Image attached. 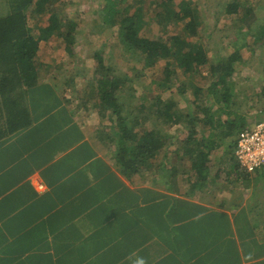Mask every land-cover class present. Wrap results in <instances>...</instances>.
<instances>
[{"label":"crops","instance_id":"obj_1","mask_svg":"<svg viewBox=\"0 0 264 264\" xmlns=\"http://www.w3.org/2000/svg\"><path fill=\"white\" fill-rule=\"evenodd\" d=\"M43 85L39 100L31 104L39 117L33 132L0 146L7 156L19 149L32 155L13 168L24 179L16 183L12 176L6 183L18 190L11 195V211L0 219V264H132L137 256L147 264H264L262 170L251 173L256 178L248 189L235 180L228 184L231 174L244 177L227 155L230 147L235 151L238 133L247 125L232 135L160 134L171 147L205 140V152L207 141L213 140L210 159L215 161L206 162L201 180L191 157L178 150L177 158L166 161L175 179L161 172L164 165L157 176L146 168L129 178L97 146L96 120L76 111L54 83ZM241 116L244 125L246 114ZM246 121L256 123L260 117ZM182 123L187 127L182 120L174 125ZM36 172L43 177L42 189L29 179ZM217 172L222 178L216 184L212 176ZM27 228L34 242L30 256L20 259L12 252ZM35 236L40 240L35 242Z\"/></svg>","mask_w":264,"mask_h":264},{"label":"trees","instance_id":"obj_2","mask_svg":"<svg viewBox=\"0 0 264 264\" xmlns=\"http://www.w3.org/2000/svg\"><path fill=\"white\" fill-rule=\"evenodd\" d=\"M148 1L97 0L96 10L87 13L88 21L86 19L77 21L67 15L68 3L63 0H0V146L18 134L33 132L39 117L32 113L31 104L34 105L39 100V88L43 84V87L48 86L49 83L60 86L56 76L58 62L69 63L83 54L87 55L85 51L92 48L93 78L86 86V90L73 85L71 92L73 95H78L83 94L84 91L87 93L83 95L85 100L96 98V105L93 107L86 105L85 100L82 102L85 106L83 116L88 117L92 113L101 114L95 121L98 123V134H100L97 146L105 149L107 155L111 156L118 172L130 178L148 168L154 174L157 173V176L158 168L165 166L161 172L173 180L176 177L172 178V170L167 163L175 158L178 150L179 154L191 157L189 161L193 163L197 181L201 180L208 168L206 162L215 161L210 159L213 140L207 141L204 146L206 152L202 151V143L205 140L200 139L196 141L192 139L187 144L179 142L178 146L176 144L171 147L168 140L161 138L162 133L156 129L151 116L162 117L164 125H169L171 122L179 123L181 117L173 113L176 111L177 103L175 98L168 94L171 85L175 84L179 90L187 87V84L192 85L195 101L205 99L203 87L193 83L194 78L189 74L206 69L208 76L212 78L207 82V91L214 104L208 107L199 102L198 109L201 115L190 114L189 119L184 121L187 125H192L195 134H208V137L210 134L232 135L238 128L245 126L240 120L243 115L237 116L238 110H233V88L235 91L238 89L231 80L236 76L237 68L245 64L240 50L243 41L239 46L234 44L236 49L228 58L215 59L209 51L212 43L206 46L210 33H206L207 24L200 0L159 2L155 0L153 4L159 7V11L152 18L144 15L143 12L145 9L143 7L148 5V10L151 8ZM262 6L264 0H230L223 9H215L212 13L214 19L222 15L224 18L229 17L226 22L231 25V29L245 33L252 29L255 21L258 23L260 18L258 9ZM95 14L98 15V19ZM46 15H49L53 22L51 29L40 27L35 22ZM139 18L149 19L151 24L154 22L155 27L158 26L166 37L151 38L146 33V24H140ZM180 24L185 25V32L183 30L174 34L170 32V29ZM90 25L93 26L89 31L92 35L98 34L99 31L103 33L106 30L110 31L111 35L106 40L107 43H110L115 51H119L120 57L127 62V66H135L134 62H131L133 60L145 65L146 72L153 78L152 83H155L156 87L152 88V84L147 82L142 94L135 93L133 85H130L131 78L114 62L117 54L106 61L101 51L94 48L96 45L90 39L85 40L84 31ZM50 36L55 37L51 56L41 60L40 39L46 41ZM75 68L71 71L72 81L77 77V74L73 73L81 69V67ZM118 71L121 74H117ZM180 71V75L187 79V83H181L184 79L179 83L174 81V74ZM63 91L65 93L68 89L65 87ZM252 91L254 94L264 93V88L260 92L257 89ZM248 100L246 99L247 103ZM126 101L133 106L134 111L126 107ZM161 101L164 103L163 106L160 105ZM79 107L80 104L75 110L80 111ZM263 112L264 108L260 113ZM226 115L228 117H225ZM225 118L227 119L224 120ZM261 120H264V117L260 118ZM208 137L207 140L210 139ZM4 150L9 149L4 148ZM233 151L234 149L230 147L227 157L231 163H238ZM30 155L31 153L19 149L7 156L0 150V219L11 211L9 201L12 200L11 195L16 194L18 190L17 188L11 190L13 186L6 183L12 180V176L16 178V183L24 179L22 171L13 168L23 164ZM3 163L8 164V170L7 166H2ZM238 171L244 177L255 172H249L239 163ZM219 177L220 172L212 176L213 181H217L216 184ZM230 181L228 184H233L232 180ZM139 216L137 226H140L142 219L141 215ZM39 240V236L38 238L35 236V242ZM15 242L20 246L12 254L18 255V258L29 257V248L32 247L29 244L34 242L31 229L27 228Z\"/></svg>","mask_w":264,"mask_h":264},{"label":"rangeland","instance_id":"obj_3","mask_svg":"<svg viewBox=\"0 0 264 264\" xmlns=\"http://www.w3.org/2000/svg\"><path fill=\"white\" fill-rule=\"evenodd\" d=\"M67 2L66 5L68 16L73 17L71 19H75L77 21H82L84 19H87V13H91L92 11L96 10L95 4L97 0H63ZM153 1L155 0H149V5L151 4L150 10H148V5L143 7L144 9V15H149V18H152L154 14H156L159 11V7L155 4H153ZM162 1V0H158ZM230 0H200V6L203 9L204 14V20L207 24L206 26V33H210V38L207 40L206 46L209 43H212L211 49L209 50L211 55H213L215 59H226L228 58L233 52L235 51V46L240 45V43H243V46H241L240 50L242 52L243 58L245 60V64L241 65L237 68L236 76H233L231 78L232 84L238 89V91H235V88H233V110L237 111L241 114H246V120L247 118H250L252 115H257L260 118L264 117V112L261 114V109L264 108V93H253V89L259 90V92L264 88V6L258 9V14L260 16L258 23L256 21L252 25V29L245 33H239L240 31H233L231 29V25L226 22V19H230L229 17L224 18V16H219V18L214 19L213 11L215 9L220 10L225 7L226 2H229ZM205 8V9H204ZM141 12V11H140ZM142 12V13H143ZM65 15V16H67ZM96 15V14H95ZM98 15L95 17L97 18ZM69 17V18H70ZM98 19V18H97ZM139 23L143 24L147 27L146 33H148L151 38H158V39H164L166 35L162 33V31L159 30V27H155V24L150 23L149 19H142L139 18ZM153 21V19H152ZM35 22L38 23L40 27H47L48 29L52 28L53 22L51 21L49 15H46L43 19H37ZM93 26H89L84 32H85V40L90 39L93 44L96 46L94 48H97V50H100L102 55L105 56L106 61L110 59L111 56L114 57L115 53L117 56L114 58L115 64L120 68V70L123 71V73L128 74V76L131 78L130 85H133V89L135 90V93L138 95L142 94L145 88V84L151 83L152 88L156 87L155 83H152L153 78L150 77V74L146 72L145 65H141L136 60H133L131 62H134L133 65L135 66H127V62H124V59H122L119 55V51H115L113 49V46L110 45V43H107L108 37L111 35L110 31H107L103 33V31H99L98 34H90V30H92ZM181 29V30H180ZM185 32V25L180 24L178 27L170 29L171 33H178L179 31ZM213 31V32H211ZM170 33V34H171ZM168 34V33H167ZM169 35V34H168ZM237 39L239 41L237 42ZM82 41V40H81ZM39 42V41H38ZM41 44V53L39 54V57L41 60H45V58H49L51 56L52 52V45L55 44V37H49L48 40L40 39ZM89 43V42H88ZM111 43H113L111 41ZM80 45V44H79ZM78 47V46H77ZM87 55H81V57H77L73 59L71 62L67 63L64 62H58L59 67L56 69V76L58 78V82L60 84L57 85L58 89L61 91L62 89L65 90V87L68 89L67 92L64 93L62 90V94L66 99H68L72 104L74 103V108L78 107V104H80V112L85 111V106L82 104V102L85 100L83 95H86L83 91V94L73 95L71 92V89L74 86H79L80 89H85L86 86L89 85V81L93 78V59L92 55L94 54V50L87 49L86 51ZM53 59V58H52ZM51 59V60H52ZM50 60V61H51ZM76 67V68H75ZM79 71L77 73V77H74L75 79L70 80V77L72 76V70L75 68ZM82 70V71H81ZM200 71V70H199ZM116 73V72H115ZM117 74H121L120 71H118ZM178 74V75H177ZM175 73L173 76V79L175 82L179 83L182 79H184L182 82L187 83V79L184 76H181V71L178 73ZM193 79V83L197 84L198 86L203 87V93L205 94V99H201L195 101L194 98V90L192 88V85L187 84V87L184 89H178V86L175 84L171 85V89L168 91L169 96H173L176 101L175 109L176 111L173 112L174 114H177L181 117V120L187 121L189 119V115H201L199 113L198 105L199 102L202 105L212 106L214 104V101L212 97L206 95L208 94L207 89V82L211 81V77L208 76V71L206 69L202 70V72L194 71L191 74ZM115 76V75H114ZM186 77L188 75H185ZM247 78V79H246ZM176 83V84H177ZM71 85V86H70ZM262 97V98H259ZM246 99L248 100V103L246 102ZM255 101L253 102V100ZM136 100V99H135ZM133 100V101H135ZM252 104V107L249 105ZM86 105H96V98L91 100H85ZM163 102L161 101V106H163ZM125 105L127 108L133 109V106H130L129 101L125 102ZM134 111V109H133ZM81 114V113H80ZM92 115V116H90ZM89 116L92 117L94 120H98L101 114L92 113ZM83 116V115H82ZM88 116V117H89ZM245 121V125L253 126L254 123H248L249 121ZM151 121H153L156 124V129L160 131L162 134H195L194 128L191 124L186 126V123H182V125H177V127L174 125L173 122H171L169 125L163 124V119L160 116H151ZM184 121V122H185ZM247 123V124H246ZM186 142V140H183ZM177 146V145H176ZM175 158H177L175 156ZM174 158V159H175ZM262 170V176H264V168ZM183 171H181L182 173ZM225 175L223 174V177ZM232 176L231 180H235L236 182H240V185H244L245 189H248L251 185V182L253 178H256L254 174H249L243 178H238V174H231ZM221 177V176H220ZM222 178V177H221ZM260 180H264V178H261ZM220 183V180L218 181ZM226 182L224 181L220 185H225Z\"/></svg>","mask_w":264,"mask_h":264},{"label":"built area","instance_id":"obj_4","mask_svg":"<svg viewBox=\"0 0 264 264\" xmlns=\"http://www.w3.org/2000/svg\"><path fill=\"white\" fill-rule=\"evenodd\" d=\"M241 141L245 145L241 146ZM264 120L245 126L238 133L235 154L238 163L249 172L264 167Z\"/></svg>","mask_w":264,"mask_h":264},{"label":"clouds","instance_id":"obj_5","mask_svg":"<svg viewBox=\"0 0 264 264\" xmlns=\"http://www.w3.org/2000/svg\"><path fill=\"white\" fill-rule=\"evenodd\" d=\"M245 143V141H241V146L243 147ZM29 179L38 189H42V184L40 183V181L43 180V177L39 174V172L34 173L32 176L29 177ZM132 264H147V261L145 260V258L137 256L136 259L132 261Z\"/></svg>","mask_w":264,"mask_h":264}]
</instances>
